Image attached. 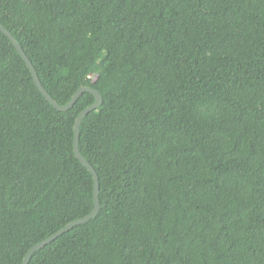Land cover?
I'll return each mask as SVG.
<instances>
[{"label": "trees", "instance_id": "16d2710c", "mask_svg": "<svg viewBox=\"0 0 264 264\" xmlns=\"http://www.w3.org/2000/svg\"><path fill=\"white\" fill-rule=\"evenodd\" d=\"M45 91L103 104L79 150L100 211L29 264H264V0H0ZM58 112L0 31V264L91 213Z\"/></svg>", "mask_w": 264, "mask_h": 264}, {"label": "water", "instance_id": "95a60500", "mask_svg": "<svg viewBox=\"0 0 264 264\" xmlns=\"http://www.w3.org/2000/svg\"><path fill=\"white\" fill-rule=\"evenodd\" d=\"M0 31L2 33H4L9 38V40L11 41V43L13 44V46L15 47V49L17 50V52L19 53L21 58L26 63L27 67L29 68V70L32 74V78H33L39 92L44 96V98L47 100V102L51 106H53L58 112H68L75 105L78 98L80 96H82L84 93H90L95 98V102L92 105L88 106L86 109H84L79 114V116L77 117V119L75 121V125H74V140H73V150H74V154H75L76 158L91 173L93 180H94V192H93L94 206H93V210L91 211V213L89 215L68 223L66 226H64L62 229H60L59 231H57L56 233L51 235L49 238L39 242L38 244H36L32 248H30L29 251L24 256L22 263H21V264H29L32 256L37 251L41 250L42 248H44L48 244L52 243L58 237L67 233L68 231H70L74 227L79 226V225H83V224L91 221L92 219H94L97 216V214L100 211V201H99L100 181H99V176H98L96 170L93 168V166L81 155L80 150H79V138H80V127H81L83 119L89 113H91L95 110H98L102 106L103 98L97 90H95L91 87H81L74 93L71 100L67 104L59 105L43 88V86L41 84V80H40V78L36 72L35 67L33 66L32 62L29 60V58L25 54L21 45L15 40L13 35L8 30H6L1 24H0Z\"/></svg>", "mask_w": 264, "mask_h": 264}]
</instances>
